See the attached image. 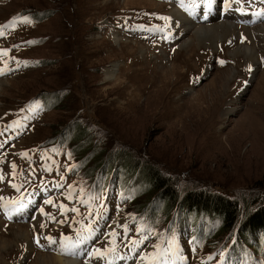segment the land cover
<instances>
[{"label":"rangeland","instance_id":"374dc122","mask_svg":"<svg viewBox=\"0 0 264 264\" xmlns=\"http://www.w3.org/2000/svg\"><path fill=\"white\" fill-rule=\"evenodd\" d=\"M152 2L0 0V27L31 21L0 36V264H264L261 248L227 255L226 236L199 249L157 240L135 222L125 175L95 173L98 160L124 150L132 172L154 165L179 193L208 188L243 208L251 197L261 199L253 209L264 203V0ZM219 25L231 26L222 41L196 46V30ZM244 46H256L254 61L232 55ZM54 93L60 104L44 111L37 98ZM72 123L93 131L83 155L101 152L85 168L69 144L61 153L49 143ZM104 175L102 196L84 192Z\"/></svg>","mask_w":264,"mask_h":264},{"label":"trees","instance_id":"16d2710c","mask_svg":"<svg viewBox=\"0 0 264 264\" xmlns=\"http://www.w3.org/2000/svg\"><path fill=\"white\" fill-rule=\"evenodd\" d=\"M60 98L59 94L54 93L50 97L37 99L41 101V108L44 111L47 109L50 111L58 107L61 102ZM83 125L72 123L66 131L60 134V137L49 143L57 142L51 148L58 152H61L63 145L69 144L71 156L81 158L80 164L85 168L87 162L95 159L96 154L101 152L94 148L89 151L87 157L83 155L92 145V136L94 135L89 126ZM122 151L124 150H121V153L119 151L109 153L102 161L98 160L96 166L99 168L95 173L107 169V172L113 171L111 176H114L117 169L125 175H123L125 181L122 185L127 189L125 195L129 201L136 202L138 200L136 203L138 207L134 213L135 222L143 226L147 232H154L157 240H165L167 244H170L176 238L186 239L199 249L205 242L211 246L215 243L212 240L217 241L219 237L226 236L229 241L233 240L227 249V255H233L231 252L237 248L243 251L240 255L242 257L245 256L247 248L249 251L253 247L264 250L263 238L258 239V235L264 234V203L253 209L261 199H256V197L246 199L243 208L240 201L222 193L212 192L208 188L186 190L184 193H179L171 178L165 176L154 165L140 163L137 169L132 172L134 168L127 166L128 158ZM117 156L120 157L117 159ZM121 159L123 162L119 163ZM115 162L118 167L113 169ZM128 169L129 171H127ZM78 170H80L79 164H76L75 168L73 167L71 170L73 176H77ZM93 170L95 169L93 168ZM93 170L88 174V177L94 180ZM127 174L129 175L126 176ZM131 174L132 177H130ZM127 177L131 178L129 183L126 182ZM106 179L107 177L104 175L100 180L91 181L93 185L84 192L93 196H102L109 186ZM112 183L116 184V182ZM173 216H175L174 219ZM159 221L165 226L157 229ZM158 230L159 232H157Z\"/></svg>","mask_w":264,"mask_h":264},{"label":"bare ground","instance_id":"6f19581e","mask_svg":"<svg viewBox=\"0 0 264 264\" xmlns=\"http://www.w3.org/2000/svg\"><path fill=\"white\" fill-rule=\"evenodd\" d=\"M125 3L129 0H124ZM145 1H148L156 6H159V4L157 3H154L150 0H145ZM177 13H174V17L178 16L176 15ZM179 17V16H178ZM181 18V17H179ZM186 30H192L191 29V24H189L188 22L184 21V26H183ZM196 28V27H195ZM199 28V27H197ZM194 29V28H193ZM230 30H231V26L230 25H219V26H215V27H211V28H206V29H198L194 32V37L197 39L198 43L196 46H203L205 45L206 46V43H210L212 46L219 43L220 41H222L229 33H230ZM235 32V29L233 30V33ZM232 33V34H233ZM118 38V37H117ZM191 46V43L189 44ZM256 53H257V50H256V46L254 47H248V46H244L242 48H239L235 51V53H233L232 55L235 57V58H247L251 61H254L255 59V56H256ZM246 59V60H247ZM248 63V62H247ZM174 68H176V65L173 66L171 69V73H173V70ZM114 71L116 72V69H112V71H110V76H112L114 74ZM225 74V73H224ZM109 79V78H108ZM230 79L227 78L225 81H229ZM224 81V82H225ZM229 83V82H228ZM224 85V84H223ZM227 85V84H226ZM225 85V86H226ZM231 112V111H230ZM229 113H227L228 115ZM182 118V117H181ZM183 120V119H182ZM195 122V121H194ZM195 125V124H194ZM185 126V125H184ZM187 126V125H186ZM190 126V124H189ZM196 126V125H195ZM194 126V128H195ZM193 127V126H192ZM202 130V128H201ZM200 132V131H199ZM198 132V133H199ZM16 237L18 239H24V236L23 235H16ZM15 237V238H16ZM8 247V243L7 241H5V243L3 242H0V252L2 250H5L6 248ZM74 262V261H73ZM77 263V262H76ZM33 264H75V263H72L70 261H67V260H64V258H59V257H46V256H39L35 262Z\"/></svg>","mask_w":264,"mask_h":264},{"label":"snow or ice","instance_id":"6c2138e0","mask_svg":"<svg viewBox=\"0 0 264 264\" xmlns=\"http://www.w3.org/2000/svg\"><path fill=\"white\" fill-rule=\"evenodd\" d=\"M19 21H23L24 23H31V21L27 18V17H17V18H14L11 25H4L2 27H0V36H2L4 34V30L9 28V27H14L15 24ZM29 44H33L35 43L34 41H29L27 42ZM2 74V73H0ZM13 168H15V165H13ZM51 240V238H49Z\"/></svg>","mask_w":264,"mask_h":264}]
</instances>
